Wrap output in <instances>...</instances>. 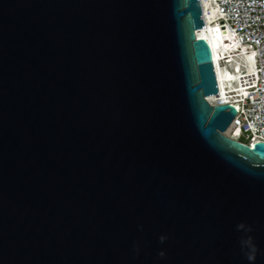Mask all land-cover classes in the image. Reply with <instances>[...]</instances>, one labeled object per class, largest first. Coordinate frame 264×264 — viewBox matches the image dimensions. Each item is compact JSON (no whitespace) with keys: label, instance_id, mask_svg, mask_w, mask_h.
<instances>
[{"label":"water","instance_id":"1","mask_svg":"<svg viewBox=\"0 0 264 264\" xmlns=\"http://www.w3.org/2000/svg\"><path fill=\"white\" fill-rule=\"evenodd\" d=\"M201 28L200 0H0V264H250L245 235L264 264V142L224 135Z\"/></svg>","mask_w":264,"mask_h":264},{"label":"built area","instance_id":"2","mask_svg":"<svg viewBox=\"0 0 264 264\" xmlns=\"http://www.w3.org/2000/svg\"><path fill=\"white\" fill-rule=\"evenodd\" d=\"M211 3L219 28L229 32L243 52H251L253 66L247 69L243 64L238 72L229 66L236 73L235 91L226 93L227 101H220L215 94L212 97L216 102L208 103L233 106L235 113L227 137L237 141L242 137L239 142L248 145L264 142V0H211Z\"/></svg>","mask_w":264,"mask_h":264},{"label":"bare ground","instance_id":"3","mask_svg":"<svg viewBox=\"0 0 264 264\" xmlns=\"http://www.w3.org/2000/svg\"><path fill=\"white\" fill-rule=\"evenodd\" d=\"M203 27L196 31V36L203 38L211 48L212 65L214 69L215 80L217 84V94L220 101H227L226 93L235 91L236 73L230 71L228 67L239 71L241 65L247 69L253 66V57L251 52H243L240 46L231 37L229 32L219 28L216 22V9L211 0H200ZM207 10V11H206ZM222 64V65H221ZM206 100L209 103L216 102L212 96ZM230 127L224 133L228 134Z\"/></svg>","mask_w":264,"mask_h":264},{"label":"clouds","instance_id":"4","mask_svg":"<svg viewBox=\"0 0 264 264\" xmlns=\"http://www.w3.org/2000/svg\"><path fill=\"white\" fill-rule=\"evenodd\" d=\"M237 230L243 231L246 234L252 231L251 227L246 226L244 223H239L237 225ZM165 239H166L165 236L159 237L161 243H163ZM240 245L245 258L250 262V264H254L258 249L253 241V237L251 235L242 236L240 239ZM135 251L138 252V249H135ZM158 255L162 258L165 255V253L161 251L158 253Z\"/></svg>","mask_w":264,"mask_h":264},{"label":"rangeland","instance_id":"5","mask_svg":"<svg viewBox=\"0 0 264 264\" xmlns=\"http://www.w3.org/2000/svg\"><path fill=\"white\" fill-rule=\"evenodd\" d=\"M237 139H238L239 141H243L242 137H238Z\"/></svg>","mask_w":264,"mask_h":264}]
</instances>
